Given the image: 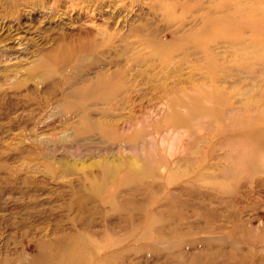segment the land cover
<instances>
[{
    "label": "rangeland",
    "instance_id": "obj_1",
    "mask_svg": "<svg viewBox=\"0 0 264 264\" xmlns=\"http://www.w3.org/2000/svg\"><path fill=\"white\" fill-rule=\"evenodd\" d=\"M115 8L103 6L89 25L118 19L131 45L100 46L76 60L75 14L46 16L40 7L15 10L0 0V258L29 257L39 240L68 244L49 264L71 257L83 264H242L241 249L264 255V241L229 236L231 222L223 219L242 216L260 229L264 181L240 188L231 203L224 196L234 193L218 186L246 174L232 142L242 137L238 117L264 107V61L246 62L250 55L239 58L219 43L214 76L230 93L213 111L200 48L179 45L182 30L162 24L155 37L166 52H156L137 36L148 31L149 14L129 10L122 18ZM47 70L50 77H41ZM71 73L60 88L49 86ZM103 74L113 89L80 95ZM80 195L94 206L87 228L77 220ZM220 217L226 234L214 227Z\"/></svg>",
    "mask_w": 264,
    "mask_h": 264
},
{
    "label": "bare ground",
    "instance_id": "obj_2",
    "mask_svg": "<svg viewBox=\"0 0 264 264\" xmlns=\"http://www.w3.org/2000/svg\"><path fill=\"white\" fill-rule=\"evenodd\" d=\"M5 1L8 6L15 7V10L19 8L22 10H30L35 9V7H40L44 9L46 16H55L56 14H59V10H61L63 13H68V15H70L69 17H71V14H75L72 18L78 19V22H80L75 27L77 29V47L75 50H78V52L76 53V58H74L76 60H80L81 58H83L85 56V53L88 55L94 53L99 49L100 46L131 45L128 37L123 36L119 32V30L116 29V24L119 21L118 19L113 21V23L108 21L103 25L98 26L96 29L90 27L89 23L91 19L95 15L100 14L103 11V6L105 5H114L116 7L115 10L117 12L124 11L125 14L122 16V18L126 16V13L129 10H137L139 11V13L145 12V14H149V17L145 18V22L143 24H147L148 31L146 32L144 29H142L144 33L137 34L138 41L143 44H148V46H152L153 50L159 53H165L166 49L155 37L156 28L163 24L167 28L182 30L181 33L178 35V38L181 42L179 43V45H182L185 42H190L193 46L200 48V52L203 56L202 59H205V63L207 65L205 67V72L207 73V75L211 76V88L209 89V94L211 96V99L213 100V103L215 104L213 111H218L217 109L220 108L221 105L226 104L228 102V95L230 93L229 91H226L225 88L220 86V81H218L219 79L214 76V72L216 71L215 68L219 66V64L216 65L217 61L215 60V55L220 54V51L215 50L216 47H219V43L227 41L229 43L227 44L228 49L232 50V52L235 53L239 58H241V56L250 55L246 58V62H249L252 59L257 60L258 63L264 61V0ZM82 18L85 19H83L82 21ZM146 35L147 37H145ZM249 40L252 41L248 42ZM70 53L71 55L75 54L74 52ZM239 71L240 73H242L241 70ZM47 72L48 73H46L44 76L41 75V77L48 79L50 77V70H47ZM103 75V77H98V79L93 81L91 84L83 85L77 91L80 93V95L88 96V98L92 97V95L100 96L107 94L111 89L114 88L115 83H113L114 80L110 79L108 75ZM72 77L75 76L71 73L63 75L60 79L54 78L50 81L49 86L51 88H58L61 84L68 83ZM46 79H44L43 81L45 82ZM260 98L261 95L259 96V99ZM257 99L254 98V101L252 102L248 98L245 100L243 98L244 101H242L241 103L244 102V104L248 105L253 103L257 105L259 103V99ZM34 105L37 109L41 108L40 103L35 102ZM234 111L237 110L234 109ZM187 113L189 115V112ZM225 118H227V116ZM238 119L240 120L239 122H241L242 124V137L240 136L241 138L236 140V143H234L233 141L232 144H236L234 145L236 150L237 147H239V149H242L241 152H236V157L238 161L237 164L242 169V171L243 169L246 170V174H244L245 176L242 175L243 177L240 176L239 178H237L239 179L237 183L231 184V182H228L227 184H229V186L227 184L218 185L222 187L221 192H228V194L230 192L231 194L234 193L233 195L227 194L228 196H224L226 200H228V202L230 203L234 201V196L239 197V192H241L240 188L249 187V184H253L254 188L259 185L260 181H264V178H261V176H263L264 174V107H256L254 108L252 113L243 114L240 118L238 117ZM227 145L232 146L231 143H228ZM227 148L229 149V147ZM131 169V172L137 173L138 175L140 171H143L140 166L136 165L132 166ZM96 188L97 187L93 188L94 191L89 193L94 195L96 193ZM243 193L245 194L244 191ZM170 194L172 193H169V195ZM169 195L168 197L171 198ZM92 205L93 204L91 203L90 199L84 198L82 195H80V197H78L75 201L77 220H79V222L84 226V228H87L89 225L88 223L91 222L90 218L86 219L87 217H85V215L87 208L89 210L94 209V206L92 207ZM229 216H231V213L229 214ZM218 219L219 221H217V224H214V227H217L218 229L217 232H225L224 229L226 227L225 224L227 222L222 224V221L224 219V221L231 222L229 230H226V233L229 236H233L235 238L238 237L242 240L247 241L254 239L255 241H257L255 242V244L264 241V225L261 226L260 229L255 228L250 222L251 219L243 218L242 216H236L234 219L233 217H224L222 220L220 217ZM220 241L221 240H219V242ZM34 246L36 252L34 254H31L29 257L25 254L21 257H11V255H5L4 257L0 258V264H49L48 258L51 254L55 253L54 255L56 256V258L61 259L57 255V250L61 248L67 250L68 248L67 243H65V245H59L57 242H48L41 240L35 242ZM98 247L100 248V246ZM217 252L219 251L216 250L215 253ZM200 255V253L198 255L197 253H194L193 259L197 258V256L199 257ZM25 258L27 259L26 261L24 260ZM66 258L68 259V257ZM70 260L72 261L69 264H83L81 261V257H71ZM238 260L239 263L242 264L243 262L245 264L247 262L252 261L255 262L254 264H264V255L257 253L249 255V253L242 252L241 249Z\"/></svg>",
    "mask_w": 264,
    "mask_h": 264
}]
</instances>
